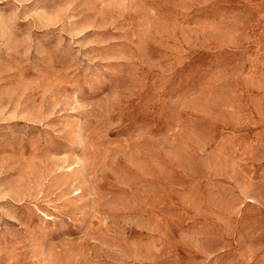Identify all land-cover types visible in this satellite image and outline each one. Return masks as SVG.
<instances>
[{
  "label": "rangeland",
  "instance_id": "obj_1",
  "mask_svg": "<svg viewBox=\"0 0 264 264\" xmlns=\"http://www.w3.org/2000/svg\"><path fill=\"white\" fill-rule=\"evenodd\" d=\"M0 264H264V0H0Z\"/></svg>",
  "mask_w": 264,
  "mask_h": 264
}]
</instances>
